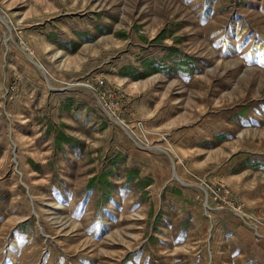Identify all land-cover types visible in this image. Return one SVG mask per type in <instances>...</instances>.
Returning a JSON list of instances; mask_svg holds the SVG:
<instances>
[{
  "label": "rangeland",
  "instance_id": "rangeland-1",
  "mask_svg": "<svg viewBox=\"0 0 264 264\" xmlns=\"http://www.w3.org/2000/svg\"><path fill=\"white\" fill-rule=\"evenodd\" d=\"M0 264H264V0H0Z\"/></svg>",
  "mask_w": 264,
  "mask_h": 264
}]
</instances>
